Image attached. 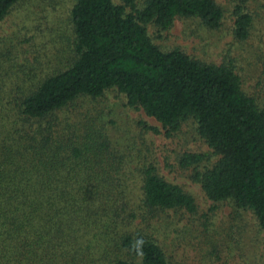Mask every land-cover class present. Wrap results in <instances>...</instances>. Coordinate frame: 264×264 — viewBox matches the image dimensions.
Listing matches in <instances>:
<instances>
[{
    "label": "trees",
    "instance_id": "16d2710c",
    "mask_svg": "<svg viewBox=\"0 0 264 264\" xmlns=\"http://www.w3.org/2000/svg\"><path fill=\"white\" fill-rule=\"evenodd\" d=\"M29 1L0 0V24L21 9L34 19L0 33V264H188L164 242L171 227L191 232L199 198L136 138L143 130L180 137L189 119L207 149L181 143L164 164L201 186L212 202L206 216L230 206L222 244L247 212L264 233V102L244 90L236 57L208 62L155 42L148 29L190 16L217 29L225 17L217 0H73L64 44ZM236 7L235 34L245 39L255 17ZM54 40L57 59L45 62ZM113 88L124 109L144 111L162 129L138 121V136L111 134L116 119L99 104ZM208 241L195 264L217 252V235Z\"/></svg>",
    "mask_w": 264,
    "mask_h": 264
},
{
    "label": "rangeland",
    "instance_id": "374dc122",
    "mask_svg": "<svg viewBox=\"0 0 264 264\" xmlns=\"http://www.w3.org/2000/svg\"><path fill=\"white\" fill-rule=\"evenodd\" d=\"M217 1L223 7L225 13L222 24L217 29L207 27L197 16H190L176 17L171 27L167 30L161 29L155 23L148 24L149 33L152 39L161 45H179L187 53L208 62L216 60L218 57L220 58L223 53L236 57V71L242 78L244 90L248 94L257 97L259 103L260 101L262 103L264 98L260 99V96H264V66L262 65L264 64V0H248L246 2H241L240 0V2L235 0ZM72 2L73 0H30L27 10L30 9V4L34 5L37 12L36 17H41L40 21L44 25L43 27H49L48 31L50 34L58 42L63 40L64 44L68 40L64 33L68 29V10ZM52 3H56V6L59 5V10L55 11L51 5ZM237 3H241L255 17L250 28L251 33L245 39L237 38L235 34V23L238 16L235 13ZM43 8L44 11H42ZM23 11L24 9L15 11L10 15V20L2 22L0 27L4 30H1L0 33L8 35V33L10 34V32L14 31L15 21L18 23L23 22L22 19L26 18L29 21L34 20L32 17H26L24 13H21ZM28 15H31V13ZM30 22L33 23L32 21ZM58 42L55 40L50 42L51 51L48 48L45 49L48 53L44 57L45 62H52L57 59L53 48ZM260 53L262 54L261 57L257 56ZM125 101V96L114 88L109 89L100 100L99 105L104 106V109L111 113L110 117L116 119L117 127L109 126L111 134L114 136L122 135L124 139L138 136L141 134V127L136 124L138 121H143L146 125L157 126L162 129L161 124L144 111L124 109ZM108 122H110L109 119ZM179 136L177 138H169L163 131L156 134L150 130H143L141 137L138 139L135 137L136 141H145L148 149H152L156 153L160 161L161 171L168 178L184 185L185 187H183L186 190L199 198L200 206L203 210V213L196 218L190 217L191 232L178 233L174 232L172 227L169 229V239L167 243L164 242L165 246H168L166 248L168 254L173 255L174 258L177 256L180 263L182 261L179 260L183 259V255H188V264L200 263L196 259L200 245H206L209 242L208 240H211L213 234H215L219 240V248L216 253L207 257L203 262L201 261V264H212V261L220 258L225 264L232 257L233 261L230 264H264V233L259 229L254 216L247 212L245 216L248 217V220L244 227L237 225V221V224L233 225V237L229 244H222L221 234L226 228L231 227L232 224L230 206H220L217 213H211L210 217L206 216L205 210L212 205V202L208 199L201 186L191 181L186 174L180 175L177 169L167 167L164 164L163 157L168 153H173L174 148H180L181 143L182 147L187 146L191 150L207 149V144L198 135L196 124L191 119L183 124L182 129L179 131ZM148 149L145 148L144 151ZM151 153L155 155L153 152ZM171 163H173V160H171ZM202 221L204 223H201ZM180 226L183 227V225ZM226 238H229V235ZM207 248L211 249V246L209 245ZM204 253L206 252L204 251Z\"/></svg>",
    "mask_w": 264,
    "mask_h": 264
}]
</instances>
